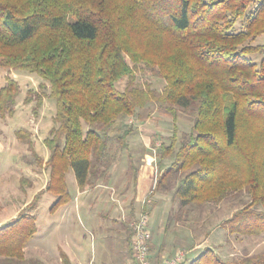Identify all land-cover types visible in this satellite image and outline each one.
Listing matches in <instances>:
<instances>
[{
  "label": "trees",
  "instance_id": "16d2710c",
  "mask_svg": "<svg viewBox=\"0 0 264 264\" xmlns=\"http://www.w3.org/2000/svg\"><path fill=\"white\" fill-rule=\"evenodd\" d=\"M263 35L264 0H0V68L37 74L56 103L58 126L44 140L50 155L46 162L38 158L49 170L42 192L57 198L51 211L72 199L70 169L81 190L100 172L109 151L105 129L155 98L174 115L178 108L195 110L192 132L179 138L175 128L170 143H162L159 167L166 158L173 162L156 192L171 190L170 180L179 176L174 196L182 206L219 202L246 189L250 205L228 223L244 214L242 229L264 224V212L251 210H264V42L254 44ZM254 55L261 57L258 63ZM139 63L157 68L165 80L159 97L134 86ZM124 77L128 85L120 91L116 84ZM19 94L18 81L7 76L1 118L13 116ZM35 95L37 115L45 95ZM131 130L119 136L121 147L127 148ZM40 194L0 227L6 264H44L26 261L24 254L37 232L31 211ZM189 264L236 263L205 248ZM239 264H264V256Z\"/></svg>",
  "mask_w": 264,
  "mask_h": 264
},
{
  "label": "rangeland",
  "instance_id": "374dc122",
  "mask_svg": "<svg viewBox=\"0 0 264 264\" xmlns=\"http://www.w3.org/2000/svg\"><path fill=\"white\" fill-rule=\"evenodd\" d=\"M238 29H241L240 24H238ZM263 42L264 35L259 37L254 44ZM252 58L258 63L261 57L254 55ZM130 65L133 66L131 62ZM135 70L134 86L140 89H148L153 94L152 96L159 97L164 91L166 82L159 75L157 68H150L144 63H139ZM7 76L17 80L20 85V94L17 97L13 116L0 117V215L9 218L7 222L9 223L17 218L21 210L23 211L33 202L38 195L35 196L37 184L40 182L43 185L47 177L46 174H49V170L38 163V158H46L49 150L45 146L44 140L50 136L51 130L58 125L54 121L56 103L47 97L50 93L49 88H41L42 84L48 86L47 82L37 74H31L27 71H8L0 68V88L5 85ZM128 81L129 78L124 77L116 84V87L120 91H124ZM29 91L34 92L33 98L30 102H25ZM35 93L45 95L44 103L37 115L33 113V108L37 103ZM175 111L174 115L168 106L162 105L154 98L144 108H138L133 117H121L114 126L106 128L109 142L108 156L103 161L104 165L99 168L100 172L93 178V181L119 182L126 187L122 192L124 197L134 196L138 189V182L135 180L132 166L135 167L136 171L143 162L144 165L154 168L155 180L153 185L156 186L158 178L163 172V169L159 167L162 143H170L175 128H177L179 138L183 134L189 135L193 130L195 110L178 108ZM129 128L132 130L126 139L127 148H124L121 147L118 138ZM21 130L27 131L30 134V139L22 132L18 133ZM28 140L32 141V146H29ZM178 147L179 143L176 149ZM146 155L147 157H145ZM172 162L173 156L166 158L162 162V167L165 169ZM105 165H107V169L103 171ZM179 177L170 180V188L172 189L168 191L174 190ZM67 179L70 193L75 196L76 178L73 169L67 173ZM149 197L151 196H146V199ZM56 199V196L48 192L40 194L36 202V211H31V214L36 215L42 233L44 222L50 215V208ZM250 203L251 197L247 190L243 189L228 193L219 202L188 204L183 208L182 215L187 219L186 222L190 225L188 226L189 229L200 236L204 231L201 230V223L204 220L209 221L211 231H213V239L210 245L217 248L220 254L216 253L224 261L239 264L246 258L264 256V229L261 230L264 228V224L255 223L244 230L241 226L243 223L240 224L245 220L244 214L237 218V222L228 223L234 214ZM251 210L255 213L264 212L263 208L259 206H255ZM196 238L199 239V236ZM178 254L182 255L180 264H185L187 253L183 249L169 258H174ZM27 257L30 258L29 253Z\"/></svg>",
  "mask_w": 264,
  "mask_h": 264
},
{
  "label": "crops",
  "instance_id": "0c3cea01",
  "mask_svg": "<svg viewBox=\"0 0 264 264\" xmlns=\"http://www.w3.org/2000/svg\"><path fill=\"white\" fill-rule=\"evenodd\" d=\"M45 157L46 162L49 153ZM153 171V167L142 162L135 173L138 189L128 198L122 195L126 187L119 182L92 181L81 190L76 180L75 196L71 193L72 199L55 211L50 208L43 233L36 220L37 232L24 248L25 260H38L44 264H136L131 249V223L142 212L150 215L149 247L153 262L172 257L181 249L187 253L185 264L197 258L205 248L219 253L210 245L213 239L210 222L204 220L201 223V230H204L201 236L190 230L182 215L185 206L175 198L174 190L164 193L154 190ZM46 176L43 185L37 184L35 196L45 193L42 191L47 186L49 174ZM148 195L151 197L146 199ZM8 220L0 215V227L13 222L7 223ZM0 261L6 264L4 258L0 257Z\"/></svg>",
  "mask_w": 264,
  "mask_h": 264
},
{
  "label": "built area",
  "instance_id": "2783aa9c",
  "mask_svg": "<svg viewBox=\"0 0 264 264\" xmlns=\"http://www.w3.org/2000/svg\"><path fill=\"white\" fill-rule=\"evenodd\" d=\"M150 215L142 212L140 216L131 223L132 238L131 249L136 264H180L182 255L178 254L174 258H167L160 263L152 261L149 242L151 234L148 229Z\"/></svg>",
  "mask_w": 264,
  "mask_h": 264
}]
</instances>
